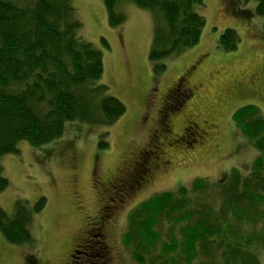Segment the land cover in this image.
Returning <instances> with one entry per match:
<instances>
[{"label": "rangeland", "instance_id": "rangeland-1", "mask_svg": "<svg viewBox=\"0 0 264 264\" xmlns=\"http://www.w3.org/2000/svg\"><path fill=\"white\" fill-rule=\"evenodd\" d=\"M255 5V0H202L194 7L205 19L199 43L159 61L165 69L155 72L149 59L153 21L148 10L122 2L119 9L126 20L111 27L102 0L71 1L81 23L79 37L102 54L103 74L96 84L105 85V94L119 99L126 111L110 126L67 124L53 142L34 148L22 141L16 154L1 157L8 187L0 192V208L11 214L18 201L29 208L41 197L46 203L32 216L33 242L15 246L0 234V264H65L70 255L81 262L84 252L80 248L73 252L74 246L85 236L96 211L111 206L119 208L106 227L112 264H136L122 236L127 215L138 204L180 186L189 188L196 178L215 182L233 168L243 175L249 172L260 152L241 135L232 115L239 107L253 104L264 116V35ZM226 28L239 35L234 51L218 47ZM180 77L188 81L185 89L191 88V93L179 101L170 100L171 134L165 135L159 126L161 100ZM187 122L201 130H206L207 123L218 127L210 136L194 135V142L188 139L192 147L185 140L174 143L172 138L183 135ZM152 134L155 138L150 140ZM101 142L104 148L99 147ZM151 145L159 147L169 164L122 204L118 196L115 203L109 201L114 200L113 194L104 193V184L134 153L150 150ZM90 233L96 235L95 230ZM259 260L264 264V252Z\"/></svg>", "mask_w": 264, "mask_h": 264}, {"label": "trees", "instance_id": "trees-1", "mask_svg": "<svg viewBox=\"0 0 264 264\" xmlns=\"http://www.w3.org/2000/svg\"><path fill=\"white\" fill-rule=\"evenodd\" d=\"M71 1L0 0V159L16 154L19 142L38 148L59 139L67 124L110 126L126 111L119 99L105 94V85L96 84L103 74L102 54L79 37L81 23ZM125 1L151 13L149 59L155 72L165 69L159 61L199 43L205 19L194 7L202 0H102L109 26L126 20L119 9ZM255 1L264 35V0ZM239 41L237 32L226 28L218 47L234 51ZM232 118L260 152L249 172L243 175L233 168L215 182L196 178L189 188L180 186L138 204L127 215L122 236L136 264H261L264 116L256 105L247 104ZM7 187L0 163V192ZM45 203L41 197L29 208L18 201L11 214L0 208L2 237L15 246L33 242L32 216ZM99 228L101 224L87 229L91 242L80 245L85 258L74 264H112L105 226Z\"/></svg>", "mask_w": 264, "mask_h": 264}, {"label": "flooded vegetation", "instance_id": "flooded-vegetation-1", "mask_svg": "<svg viewBox=\"0 0 264 264\" xmlns=\"http://www.w3.org/2000/svg\"><path fill=\"white\" fill-rule=\"evenodd\" d=\"M186 82L188 81H184V78L180 77L176 83L166 90L164 96L162 97V106L159 109V126L161 133L165 135L171 134L168 121V111L170 107H172V105L169 104L170 100L178 99L179 101L182 97H187L191 93V88H186L187 90L185 89L187 86ZM189 123L190 127H188ZM207 125L206 130H201L195 123L187 122L183 135H174L172 141L174 143H183L185 140L184 142L187 143V141H189L188 139H191L193 142L195 141V139H192L195 137L194 135L199 138L210 136L209 132L216 131L218 126L212 123H207ZM154 138L155 135L152 134L150 140H153ZM191 143L187 144L192 147ZM162 155V151L156 145H151L150 150L142 149L134 153L127 161L124 162L122 168L118 171V174L112 180L108 181L106 185L104 184V193L108 195V197L113 194L114 200L112 198H109L108 200L115 203V199L118 196L119 199H117V201H119V204H122L124 199H128L129 196L139 193L142 189L150 185L159 171L161 169H165L169 164V161H166ZM105 199H107V197ZM118 210L119 208H116V206L108 208L100 207L94 216L91 217L90 220H92V223H87V226L90 227L101 224V228H99L98 231H102L105 226V237L108 238V230L106 228L107 224H111L110 221H112L113 216L118 212ZM87 232L88 230L84 232L85 236L83 238L78 239V244L74 246L73 252H77V248H79L84 241L91 242V240L87 238ZM107 242H109V240ZM73 260H75V257L70 255V260L65 264H74L75 261Z\"/></svg>", "mask_w": 264, "mask_h": 264}]
</instances>
